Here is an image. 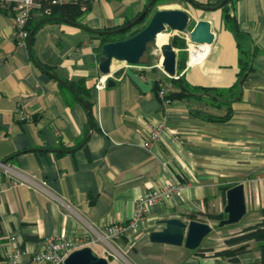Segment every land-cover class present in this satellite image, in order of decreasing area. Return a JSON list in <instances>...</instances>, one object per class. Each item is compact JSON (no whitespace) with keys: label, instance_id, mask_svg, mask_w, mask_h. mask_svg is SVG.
Returning a JSON list of instances; mask_svg holds the SVG:
<instances>
[{"label":"crops","instance_id":"0c3cea01","mask_svg":"<svg viewBox=\"0 0 264 264\" xmlns=\"http://www.w3.org/2000/svg\"><path fill=\"white\" fill-rule=\"evenodd\" d=\"M182 1L189 29L206 19L213 41L194 44L175 33L186 45L173 47L174 77L154 58L140 65L113 60L114 84L103 89L96 88L101 42L94 31L134 19L148 0H92L76 24L46 22L34 8L28 27L36 28L24 44L16 43L11 13L0 10V264H9L14 244L35 252L47 236L93 235L126 223L141 195L173 177L181 190L152 205L140 229L119 242H133L127 263L110 264H262L254 240L235 254L215 255L238 246L225 243L238 231H211L196 249L149 239L167 218L217 221L205 213H224L222 187L237 183L246 213L235 224L263 218L264 0H231L229 21L220 8ZM241 57L247 68L239 75ZM68 83L77 84L79 96ZM163 85L182 96L164 105L157 96ZM19 108L31 118L20 120ZM159 123L162 140L143 147L140 129ZM24 178L44 181V189Z\"/></svg>","mask_w":264,"mask_h":264},{"label":"water","instance_id":"95a60500","mask_svg":"<svg viewBox=\"0 0 264 264\" xmlns=\"http://www.w3.org/2000/svg\"><path fill=\"white\" fill-rule=\"evenodd\" d=\"M153 1H149L137 17L114 29V31L124 30L140 21L149 13ZM184 1L198 8L214 10L221 7L227 0H221L215 6H203L192 0ZM188 25L189 14L187 11L178 8L156 9L151 13L144 27L136 34L123 40L109 41L101 45L98 59L99 71L102 75L108 74L113 60L122 61L128 65H140L149 62V55H151L149 50L152 45H156V35L167 29L170 32H180L186 35L187 39L194 44H210L213 41L214 35L208 20L200 19L190 29ZM35 28L29 33L28 42ZM94 32L100 33L102 31ZM153 58L162 66L163 71L168 76H175L176 52L170 38L160 49H156ZM114 75L116 76L117 73ZM106 84L111 86L114 84V80L108 78ZM79 101L81 102L80 99ZM5 162L6 160L0 161L1 164ZM225 197L226 204L223 209L225 217L218 221V226L220 227L238 223L246 213L243 183H237L229 187L225 192ZM162 223H164V226L160 230L149 232V239L159 243L184 245L188 249L199 247L203 238L212 230V226L209 223L197 220L186 222L176 217L164 219ZM64 264H109V262L105 257L99 256L91 247L84 246L72 251L65 258Z\"/></svg>","mask_w":264,"mask_h":264},{"label":"built area","instance_id":"2783aa9c","mask_svg":"<svg viewBox=\"0 0 264 264\" xmlns=\"http://www.w3.org/2000/svg\"><path fill=\"white\" fill-rule=\"evenodd\" d=\"M39 0H0V10L9 11L13 17L15 28V40L17 44H24L29 37L28 21L32 10L36 8ZM194 50L192 51V53ZM125 65H128L125 63ZM117 69L111 70L106 75H102L97 83V89H103L108 78H114ZM170 87L163 85L158 88L157 96L164 103L170 105L174 101L169 96ZM20 120L25 121L31 118V115L22 108L17 109ZM165 127L162 123L146 126L140 129L141 145L145 148H151L162 140V133ZM0 165H2L0 163ZM22 183L34 185V187L44 189L45 182L34 184L30 179L24 178ZM182 188V182L177 178H172L160 186H155L141 195L134 204L131 217L126 223L113 222L104 227L102 232L96 234L83 233L77 237H67L64 235H51L42 240L41 246L35 252H28L13 245L8 253L9 264H64L65 258L74 250L84 246L100 247V252L108 261L116 259L127 263L126 254L133 245V242H127L120 246V241L128 233L136 232L140 229L143 220L146 217L150 207L159 201L168 200L173 194L179 192ZM11 235V241H14Z\"/></svg>","mask_w":264,"mask_h":264},{"label":"trees","instance_id":"16d2710c","mask_svg":"<svg viewBox=\"0 0 264 264\" xmlns=\"http://www.w3.org/2000/svg\"><path fill=\"white\" fill-rule=\"evenodd\" d=\"M92 0H39L38 7L37 9L43 14V19L46 22L49 21H66L71 24H76L79 17L83 15L87 10H89L90 5H91ZM151 0H148V2ZM165 0H154L151 9L149 10V13L156 9L157 5L163 3ZM194 1V0H192ZM221 0H218L216 2H208L205 5L197 3V4L203 5V6H215L217 5ZM231 0H227L221 7H219L223 11V18L229 21V9H228V4ZM143 17L140 21L137 23L133 24L131 27L126 28L124 30L120 31H114V29L118 28H111V29H105L101 30L102 32L97 33V36L100 38L101 45L105 42L109 41H116V40H123L126 38L131 37L132 35L136 34L140 29L144 27V25L147 23L148 19L147 16L148 14ZM133 20V19H132ZM126 21L123 25L126 23L130 22ZM29 23V21H28ZM121 25V26H123ZM119 26V27H121ZM28 27V25H27ZM35 27V26H34ZM29 32L31 31V28L28 27ZM171 44L173 47H177L179 49H182L185 47L186 43L185 40L178 39L177 37H172L171 38ZM101 45L99 47V51L101 50ZM177 65L179 68L182 67L183 63L181 61L177 62ZM239 66H240V71H244L247 68L246 62H243L242 57L239 58ZM242 82V78L239 77V83ZM71 92L77 97L79 96L76 91H77V84L75 83H68L67 86ZM182 90H185L186 87L184 86L181 88ZM158 90V89H157ZM169 96L173 99L179 98L182 96V91L181 92H175L171 91L169 93ZM86 103V102H85ZM87 104V103H86ZM230 186H224L222 189L225 191L229 188ZM260 213L262 214L263 218L252 225L245 226L241 228L237 233L233 234L232 236L228 237L225 239V243L230 246V245H238L234 249H225L221 251H217L215 255H230V254H235L237 252H240L246 248L248 245L247 242L249 240H254L258 243V250L260 252V257H261V263L264 264V206L260 208ZM205 215L213 220L219 221L220 219H223L225 217V213H205Z\"/></svg>","mask_w":264,"mask_h":264},{"label":"rangeland","instance_id":"374dc122","mask_svg":"<svg viewBox=\"0 0 264 264\" xmlns=\"http://www.w3.org/2000/svg\"><path fill=\"white\" fill-rule=\"evenodd\" d=\"M157 7H166L164 9H169V8H178V9H180L182 7H188V6L182 0H165L163 3L157 5ZM189 10H190V12L192 14L194 13V11L192 9H189ZM151 13H152V11L148 14L147 19L149 18V16L151 15ZM191 22H190V24H191ZM188 28H189V25H188ZM165 32L169 33V37L168 38H170V39L172 37H177V34H178V32H170L169 29L165 30ZM175 33H177V34H175ZM156 49H157V47H156L155 44L152 45V47L150 48L149 51H150L151 55H149V61H152L153 60V56H154V53H155ZM209 224L212 226V230L211 231H213V233H214V231L215 232L216 231L217 232H220V231L226 229L225 230V233L227 232L229 234H232V233H235L236 231H239V229H240L239 226H238V224H229V225H224L223 227H219L218 226V221H215V222L209 223ZM211 231H210V233H211ZM210 233H208L206 236H208ZM96 247H98V246H96ZM99 249H100V247H99ZM100 256H102V255H100Z\"/></svg>","mask_w":264,"mask_h":264},{"label":"bare ground","instance_id":"6f19581e","mask_svg":"<svg viewBox=\"0 0 264 264\" xmlns=\"http://www.w3.org/2000/svg\"><path fill=\"white\" fill-rule=\"evenodd\" d=\"M168 37H169V33L165 32V31L159 32L156 35V39H155L156 47L158 49H160L162 47V45L167 43Z\"/></svg>","mask_w":264,"mask_h":264}]
</instances>
